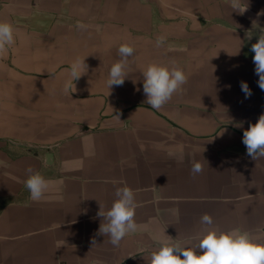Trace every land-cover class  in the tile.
<instances>
[{
	"label": "crops",
	"instance_id": "1",
	"mask_svg": "<svg viewBox=\"0 0 264 264\" xmlns=\"http://www.w3.org/2000/svg\"><path fill=\"white\" fill-rule=\"evenodd\" d=\"M217 3L0 0V20L16 34L0 58V264H150L169 236L195 248L203 214L221 231L264 232V158L242 143L264 114L258 37L210 25ZM123 43L134 47L128 76L109 90ZM77 59L87 71L65 94ZM150 63L187 76L160 110L143 93ZM29 167L54 181L39 201L25 186ZM123 187L135 193L139 228L113 247L97 213Z\"/></svg>",
	"mask_w": 264,
	"mask_h": 264
},
{
	"label": "clouds",
	"instance_id": "2",
	"mask_svg": "<svg viewBox=\"0 0 264 264\" xmlns=\"http://www.w3.org/2000/svg\"><path fill=\"white\" fill-rule=\"evenodd\" d=\"M240 2L241 0H230L233 10H240ZM245 10L246 8L242 13ZM78 27L82 28L83 25ZM165 39L164 36H158L156 46L162 47ZM15 44L16 34L13 25L9 21L0 20V58L4 57ZM251 51L254 53L252 58L254 71L259 77L257 84L261 90H264V33L258 35L257 42L251 46ZM133 54L134 47L130 44L123 43L119 46L120 59L111 66L106 82L109 90L114 85L124 84L128 76L126 69L130 67L129 58ZM86 71L87 65L84 60L77 59L73 62L69 69V78L64 82L63 92L65 94L74 92V82ZM142 76L146 103L155 110H160L174 94L182 91L183 85L187 82L184 70L175 64L150 63L142 71ZM240 87L245 98L252 95L247 82L241 81ZM242 143L252 160L264 158V114L256 123L250 124L244 130ZM190 171L194 176L198 175L203 171V166L198 161L194 162ZM26 172L28 178L25 186L30 193V199L39 201L54 181L45 179L40 172L34 171L31 167ZM115 197L107 211H103L100 205L97 216L102 217L103 221L98 234L107 237V242L113 247H119L127 235L135 233L139 228L135 221V210L138 205L135 193L129 187L117 188ZM199 223L201 234L195 248L174 242L169 236V239L159 241V248L151 253L150 264H264V232L254 235L239 228L221 231L214 226L213 217L209 214H203Z\"/></svg>",
	"mask_w": 264,
	"mask_h": 264
},
{
	"label": "rangeland",
	"instance_id": "3",
	"mask_svg": "<svg viewBox=\"0 0 264 264\" xmlns=\"http://www.w3.org/2000/svg\"><path fill=\"white\" fill-rule=\"evenodd\" d=\"M217 1L216 5L210 6V10L216 14L210 20V25L238 29L247 37H258L260 33H264V0H241L240 12L233 10L230 0Z\"/></svg>",
	"mask_w": 264,
	"mask_h": 264
}]
</instances>
